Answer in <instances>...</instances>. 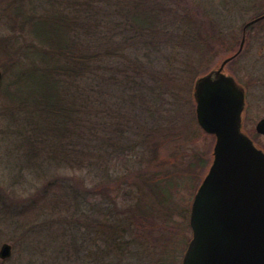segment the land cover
<instances>
[{"label": "rangeland", "instance_id": "1", "mask_svg": "<svg viewBox=\"0 0 264 264\" xmlns=\"http://www.w3.org/2000/svg\"><path fill=\"white\" fill-rule=\"evenodd\" d=\"M47 1L0 0V248L11 246L0 264H63L74 238L77 244L86 240L83 248L92 259L101 258L98 223L113 231L117 247L105 260L181 264L191 238L190 206L215 141L196 123L192 85L236 52L244 24L264 13V0H194L207 20L203 26L218 30L209 40L213 51L210 44L206 50L185 46L183 31L175 30L164 7L151 9L156 18L150 30L136 33L129 31L124 6L100 9L98 23L106 14L102 29L89 28L86 45L109 49L113 58L93 89L84 83L79 90L78 142L86 155L73 166L49 158L59 145L54 137L33 133L26 104L2 93L19 94L21 101L31 94L30 82L13 69L24 62L28 18L38 19ZM225 70L244 85L250 80L241 130L264 151V135L255 132L264 117V19L248 28L241 54ZM26 137L44 144L43 153L29 156ZM64 141L68 146L73 137Z\"/></svg>", "mask_w": 264, "mask_h": 264}, {"label": "trees", "instance_id": "2", "mask_svg": "<svg viewBox=\"0 0 264 264\" xmlns=\"http://www.w3.org/2000/svg\"><path fill=\"white\" fill-rule=\"evenodd\" d=\"M166 1L167 4L158 0H52L44 4L46 10L38 19H33V16L28 18L30 37L23 51L24 62L20 61L13 70L19 69L18 72L23 73L24 78L30 82L28 90H31V94L26 100L21 101L19 94L10 96V92L2 93L14 102L26 104V108L22 109L27 111V123L32 126L33 133L54 137L53 141L59 145L55 149L52 147L49 158L55 156L59 162L67 166L80 165L85 158L86 148L78 142L83 129L81 130L78 121L80 104L77 96L84 83L90 89L95 87L92 85L99 79L104 63L113 58L109 49L94 50L86 45L89 28L95 30L94 33L102 29V17L106 14L100 16L98 23L100 9L119 4L124 6L128 13L125 17L129 31L136 33L143 32V29L150 30L148 25L156 18L155 11L151 9L164 7L166 13L169 12V20L176 26L175 30L183 31L181 39L184 40L185 46L200 45V50H206L204 46L210 44V50L216 48L209 40L217 35L218 30L214 26L211 30L203 26L202 22L206 24L207 20L203 21L204 18L201 20L196 11L200 7L198 8L194 0ZM87 12L90 22L89 18L86 19ZM260 12L262 14V11ZM205 14L206 12L203 15ZM205 18L207 19V16ZM198 38L201 39L200 44H196ZM7 50L8 48L4 53ZM89 134L94 135L93 129L89 130ZM68 137H73V141H68L66 146L64 139ZM95 137H91L90 142L93 143ZM32 142L30 138H25L24 144L28 147L29 156H37L38 152L43 153L46 149L44 144L38 146ZM124 179L126 181V177ZM97 225L98 233L104 237L105 244L104 249L100 250L101 258L92 259L83 248L86 240L83 244H77L74 238L71 251L65 256L63 264H97V261L103 262L116 253L113 231L109 230L105 223ZM73 236L77 237L78 234ZM103 263L114 264L112 260H105Z\"/></svg>", "mask_w": 264, "mask_h": 264}, {"label": "water", "instance_id": "3", "mask_svg": "<svg viewBox=\"0 0 264 264\" xmlns=\"http://www.w3.org/2000/svg\"><path fill=\"white\" fill-rule=\"evenodd\" d=\"M262 19L264 14L244 24L237 52L193 85L196 122L215 142L190 207L191 239L181 264H264V152L241 130L243 90L222 72L241 51L246 29ZM255 132L264 135V118ZM10 255L4 243L0 258Z\"/></svg>", "mask_w": 264, "mask_h": 264}, {"label": "flooded vegetation", "instance_id": "4", "mask_svg": "<svg viewBox=\"0 0 264 264\" xmlns=\"http://www.w3.org/2000/svg\"><path fill=\"white\" fill-rule=\"evenodd\" d=\"M244 44H245V42H244ZM244 44H243V46H242V49H241V52H242V50H243V48H244ZM241 52L238 54V55H240L241 54ZM237 55V56H238ZM236 56V57H237ZM236 57H234V58H232L231 60H233V59H235ZM231 60H229L225 65H224V67H223V69H222V72L225 74V75H227V76H231V77H233L234 78V80H235V82H236V84L243 90V93H244V102H245V106H244V114H245V111H246V109H247V96H248V92H247V90H248V82L250 81L249 79H248V82L246 83V85H244V84H242L241 82H239L237 79H236V77L231 73V72H229V71H226L225 70V67H226V65L231 61ZM221 64V63H220ZM220 64H219V66H220ZM218 67V66H217ZM216 67V68H217ZM213 70V69H212ZM212 70H210V71H212ZM210 71H208V72H210ZM208 72H206V73H204V74H207ZM203 74V75H204ZM262 80H264V78L262 79ZM261 80V82H262V84L264 85V81H262ZM244 117V116H243ZM262 118H264V117H262Z\"/></svg>", "mask_w": 264, "mask_h": 264}]
</instances>
